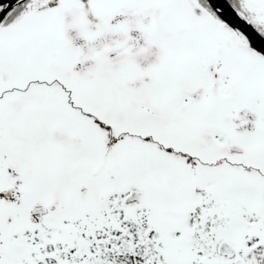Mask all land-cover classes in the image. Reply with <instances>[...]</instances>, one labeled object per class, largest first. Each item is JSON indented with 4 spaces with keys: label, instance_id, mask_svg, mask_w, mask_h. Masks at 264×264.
<instances>
[{
    "label": "snow or ice",
    "instance_id": "6c2138e0",
    "mask_svg": "<svg viewBox=\"0 0 264 264\" xmlns=\"http://www.w3.org/2000/svg\"><path fill=\"white\" fill-rule=\"evenodd\" d=\"M0 264H264V0H0Z\"/></svg>",
    "mask_w": 264,
    "mask_h": 264
}]
</instances>
